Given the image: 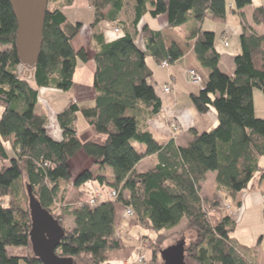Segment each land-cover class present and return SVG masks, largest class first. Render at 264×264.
Instances as JSON below:
<instances>
[{
  "label": "trees",
  "instance_id": "1",
  "mask_svg": "<svg viewBox=\"0 0 264 264\" xmlns=\"http://www.w3.org/2000/svg\"><path fill=\"white\" fill-rule=\"evenodd\" d=\"M72 1L48 0L37 59L33 65H25L31 70L32 85L19 71L16 21L10 2L0 0V264H42L33 253L11 254L7 249L30 246L27 184L59 224L64 215L73 221L71 229L62 225L64 234L55 249L58 255L81 258L85 264H116L110 253L131 252L117 233L125 207L130 206V225L155 231L169 229L185 218L186 227L195 231V240L185 252L195 264H257L256 244H241L231 236L236 221L229 214H219L217 193L202 198L199 189L208 171L215 172L216 187L231 197L254 189L264 178V165L259 163L264 155V118L255 114L253 101L255 87L264 92V34L243 22L240 51L229 75L219 68L214 31L201 26L191 29L188 38H194V56L207 71L205 77L199 74L202 86L191 94V101L199 113L214 108L218 121L209 130L191 129V140L185 145L175 144L172 138L162 144L145 127L146 120L161 108L149 81L152 71L145 56L172 62L182 52L175 43L165 48L161 31L141 22L142 16L164 13L169 27L190 18L201 22L207 15L221 22L226 1L88 0L93 7L91 27L102 20H116L119 14L124 20L121 25L114 23L118 31L114 30L116 36L110 40L92 30L94 103L79 109L69 101L56 114L61 137L53 138L46 131L47 116L34 110L36 87L68 90L73 85L76 60H87V49L75 50L71 42L82 22L70 21L63 11ZM250 3L233 0L235 10ZM252 20L264 25L263 5L253 8ZM139 32L145 49L134 42ZM78 113L93 128L85 140L78 136ZM133 140L142 144L143 150L137 149ZM7 142L12 153L7 151ZM80 149L98 170L86 167L71 174L69 159ZM151 153H157V162L138 172L135 164ZM106 167L109 173L104 171ZM91 181L101 191L107 190L106 194L115 189L116 197L104 193L97 203L87 204L93 190L86 185ZM59 192L68 199L55 211L52 204ZM155 258L152 251L140 264H154Z\"/></svg>",
  "mask_w": 264,
  "mask_h": 264
},
{
  "label": "crops",
  "instance_id": "2",
  "mask_svg": "<svg viewBox=\"0 0 264 264\" xmlns=\"http://www.w3.org/2000/svg\"><path fill=\"white\" fill-rule=\"evenodd\" d=\"M225 1L226 15L224 21L221 22H216L207 15L201 22H197L193 18H190L178 26L169 27L166 21V14L164 13L156 17H152L149 13H145L142 16L141 22L147 23L152 29H159L161 31L165 48H168L171 43H175L182 52L181 56L169 62L168 66H162L160 62H157L150 54H146L145 56L146 63L152 71L149 81L161 100L159 112L146 120L145 127L153 134L154 138L159 143L164 144L172 138L175 144L185 145L191 140V129H195L198 132L209 130L214 127L218 121L214 108H210L205 113H199L191 101V94L197 93L201 87L187 79L185 75L186 69L194 68L203 77L207 74L206 69L198 64L194 56L192 50L194 38H188L191 29L195 26H201L203 29L214 31V46L219 52V68L229 75H232L234 71L233 58L240 51L239 34L243 22L249 25L256 33L264 34V25L256 24L252 20L253 8L258 5L264 6V0H251L250 4L245 5L240 10L234 9L233 0ZM77 9L84 10L85 17L89 20H84L81 16L79 17L77 11H75ZM107 9L108 7H106L104 11ZM63 11L70 21L82 22L79 32L72 38L71 42L75 50L80 47H85L88 57L85 61L80 59L76 60V66L72 75L73 85L68 90H59L52 87H36L37 100L34 105V110L48 117L49 126H46V131L53 138L61 137V130L56 120V114L69 101L75 102L79 109L90 107L94 103L96 91L92 83L95 63L92 57L93 50L89 43L92 30L94 29L97 32H102L104 38L110 40L116 36L114 32V23L116 22L119 23L117 25H121L124 20L123 15L119 14L116 20H111L110 22H108V20H102L94 27H91L90 23L93 20V7L89 4L88 0H73L70 5L63 7ZM68 12H73L71 14L72 16H70ZM106 27L109 29L105 30ZM223 34L227 37V44H223L221 41V36ZM134 42L140 49H145V41L141 32L137 34ZM148 58L150 62L147 61ZM19 69L22 72V76L33 85L31 70L27 69V67L22 64L19 65ZM166 84L171 85L170 91H165L163 89V86ZM253 96L255 97V95ZM1 110L2 106L0 105V113ZM172 120H176L180 126V130L176 132L174 138L171 136V130L169 128V123ZM77 131L81 140H85L93 134V128L89 124L80 129L77 128ZM6 148L9 153H12L8 142L6 143ZM143 148L142 145L140 150H143ZM157 159V153L148 154L135 164V169L138 172H143L153 166L157 162ZM260 161L261 157L259 158V163ZM261 165H264V163ZM86 167H90L95 171L98 170V166L94 163L93 159L80 149L69 159V169L71 174L75 175ZM104 171L109 173L107 167ZM208 177H211L213 182L215 172L208 171L205 179ZM205 179L200 182L201 189ZM253 180L255 182L258 180L257 175H255ZM261 182L263 181L261 180L254 189H244L237 192L234 197L227 195L231 207L237 208V215L234 216V219L239 218L246 206L253 202H261L264 199L263 190L261 191V195L256 193ZM213 184L217 190H225L221 187L217 188L215 181ZM86 186L92 190L100 188L95 181L88 182ZM102 192L106 194L107 190L102 189ZM241 244L250 246L256 244V263L264 264V234H261L254 243L242 242Z\"/></svg>",
  "mask_w": 264,
  "mask_h": 264
},
{
  "label": "rangeland",
  "instance_id": "3",
  "mask_svg": "<svg viewBox=\"0 0 264 264\" xmlns=\"http://www.w3.org/2000/svg\"><path fill=\"white\" fill-rule=\"evenodd\" d=\"M78 16L87 19L84 13V10L77 9ZM73 12H68L70 16H72ZM207 23V22H205ZM109 29L108 27L105 28ZM238 41V40H237ZM150 62L149 58L147 59ZM27 69H30L27 67ZM21 75L22 72L19 70ZM255 97L253 96V101L255 102V113L258 117H264V92L262 89L255 87L253 89ZM49 119L47 117L48 125ZM87 125L85 120L83 119L80 113L77 114L76 119V127L78 129ZM49 126V125H48ZM133 145L137 149H141L142 145L137 141H132ZM261 164L264 163V155L261 156ZM109 169V168H108ZM257 175V174H255ZM260 186L256 190V193L261 195V191H264V178L262 179ZM214 182V181H213ZM211 177L205 179V182L200 187L199 193L202 198H209L214 192L217 193V198L219 202V214H229L233 218L237 215V208L231 207L229 203V199L225 190H217L213 184ZM213 184V185H212ZM74 191L72 190L69 195H72ZM67 195L61 197V192H59L54 198V202L52 207L55 211H60L62 206L64 205V201H67ZM264 200V199H263ZM263 200L260 202H253L245 207V210L241 212L239 218L235 219V229L232 232V236L237 240V242L242 243H254L259 238L261 234H264V202ZM237 205V204H235ZM232 209V210H231ZM133 216H128L124 212V216L122 221L117 227V233L123 240L126 246L131 247L130 253H124L125 255H121L119 252H112L110 256H113L114 262L116 264H140L137 263V256L143 255L145 261L150 258V254L152 251L156 252V258L154 264H162V260L160 258L159 249L175 243L179 239H183L185 241V247H188L189 244L195 240V231L191 228L186 227V219L182 218L176 225L172 226L169 229H162L160 231H155L153 229L143 228L139 225H130L129 219ZM62 225L67 228H72L73 221L68 216H62ZM162 235V236H161ZM8 252L11 254H29L32 253L31 247L25 246H8ZM115 256V257H114ZM117 258V259H116ZM76 264H85L83 259L75 258ZM144 261V262H145ZM185 261L186 264H195L190 258L187 256V252H185Z\"/></svg>",
  "mask_w": 264,
  "mask_h": 264
},
{
  "label": "water",
  "instance_id": "4",
  "mask_svg": "<svg viewBox=\"0 0 264 264\" xmlns=\"http://www.w3.org/2000/svg\"><path fill=\"white\" fill-rule=\"evenodd\" d=\"M15 21V47L22 65H33L42 41V26L48 0H9ZM31 219L29 244L42 264H76L71 256H61L55 249L64 234L61 224L41 206L26 185ZM162 264H186L185 241L177 240L159 250Z\"/></svg>",
  "mask_w": 264,
  "mask_h": 264
},
{
  "label": "built area",
  "instance_id": "5",
  "mask_svg": "<svg viewBox=\"0 0 264 264\" xmlns=\"http://www.w3.org/2000/svg\"><path fill=\"white\" fill-rule=\"evenodd\" d=\"M114 30L118 31V27L117 26L114 27ZM221 41L223 42V44H227L226 35L223 34L221 36ZM160 64L162 66H168L169 62L167 60H162L160 62ZM185 75L190 82L198 84L200 87L202 86V79H201L199 73L195 69H193V68L186 69ZM163 89L165 91H170L171 85L166 84L163 86ZM169 128L171 130L170 131L171 136L174 138L176 132H178L180 130V126H179L178 122L176 120L170 121ZM104 195L105 194L101 190L96 188L93 190L92 194L87 197L86 203L89 205H93V204L97 203L99 200L103 199ZM116 195H117V191L115 189L109 190L108 193L106 194L107 197L112 198V199H114L116 197ZM124 212L128 216H133V210L130 206H126ZM144 261L145 260H144L142 254L137 256V263H144Z\"/></svg>",
  "mask_w": 264,
  "mask_h": 264
}]
</instances>
